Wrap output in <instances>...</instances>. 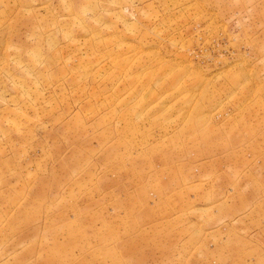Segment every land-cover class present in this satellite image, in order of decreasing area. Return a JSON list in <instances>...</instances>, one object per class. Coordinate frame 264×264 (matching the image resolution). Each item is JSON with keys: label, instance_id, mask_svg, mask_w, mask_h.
Returning a JSON list of instances; mask_svg holds the SVG:
<instances>
[{"label": "rangeland", "instance_id": "1", "mask_svg": "<svg viewBox=\"0 0 264 264\" xmlns=\"http://www.w3.org/2000/svg\"><path fill=\"white\" fill-rule=\"evenodd\" d=\"M0 264H264V0H0Z\"/></svg>", "mask_w": 264, "mask_h": 264}]
</instances>
